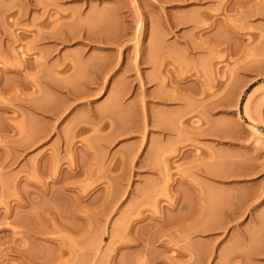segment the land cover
I'll return each mask as SVG.
<instances>
[{
	"label": "rangeland",
	"instance_id": "1",
	"mask_svg": "<svg viewBox=\"0 0 264 264\" xmlns=\"http://www.w3.org/2000/svg\"><path fill=\"white\" fill-rule=\"evenodd\" d=\"M0 264H264V0H0Z\"/></svg>",
	"mask_w": 264,
	"mask_h": 264
},
{
	"label": "bare ground",
	"instance_id": "2",
	"mask_svg": "<svg viewBox=\"0 0 264 264\" xmlns=\"http://www.w3.org/2000/svg\"><path fill=\"white\" fill-rule=\"evenodd\" d=\"M168 80H169V79H168ZM168 82L170 83V85H169V83H168V85H167V83L165 82V83H166V85H167V86H171V85H172V83H171L170 81H168ZM172 87L174 88V86H171V87H170V88H171V90H172ZM170 97H171V96H170ZM170 97H169V98L167 97V98H168V99H170ZM167 98H165V97H164V99H165V100H164V99H162V100H163V101H166V99H167ZM172 98H173V99H171V100H174V97H172ZM168 99H167V100H168ZM168 101H169V100H168Z\"/></svg>",
	"mask_w": 264,
	"mask_h": 264
}]
</instances>
